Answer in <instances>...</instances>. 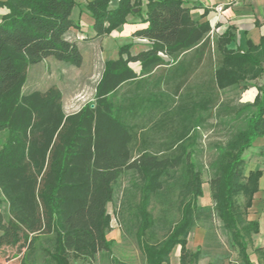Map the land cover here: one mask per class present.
<instances>
[{
	"label": "trees",
	"instance_id": "obj_1",
	"mask_svg": "<svg viewBox=\"0 0 264 264\" xmlns=\"http://www.w3.org/2000/svg\"><path fill=\"white\" fill-rule=\"evenodd\" d=\"M112 3L87 0L96 35H110L132 15L146 24L134 36L151 46L136 55L132 44L121 46L119 57L106 62L94 100L68 114L56 85L23 89L30 66L49 57L83 64L78 42L69 38L80 28L72 19L77 1L0 0L7 10L0 20V204L8 210L7 216L0 213V232L9 226L22 231L28 255L42 236H50L45 253L53 264H73L72 256L92 262L116 243L108 238V207L115 185L132 171L143 200L138 237L153 234L157 219L166 221L161 240H142L146 264H170L177 246L180 264H198L203 249L190 250L188 239L211 209L198 204L205 182L193 160L199 130L221 117V90L264 78V36L259 44L234 49V27L212 37L211 22L194 20L186 0ZM171 61L178 63L166 75L162 70L150 76ZM207 61H214L211 77L197 81L196 69ZM132 62L140 63V74ZM255 87L252 102L224 113L221 121L241 125L216 145L210 163L213 211L245 264H252L248 250L259 232L249 209L264 174V168L247 174L244 158L264 137V82ZM153 198L162 204L158 216L148 209Z\"/></svg>",
	"mask_w": 264,
	"mask_h": 264
},
{
	"label": "rangeland",
	"instance_id": "obj_2",
	"mask_svg": "<svg viewBox=\"0 0 264 264\" xmlns=\"http://www.w3.org/2000/svg\"><path fill=\"white\" fill-rule=\"evenodd\" d=\"M77 7L74 9L72 19L80 25L79 29H72L69 33L71 40L80 43L84 62L80 67L55 60L52 57L44 61L31 65L28 78L24 86V92L33 90H46L50 86L56 85L63 93L64 108L66 113H73L82 108L88 102L94 100L95 89L98 80L105 68L108 60L117 54V48L126 44H132L131 50L136 45L131 43V36L126 32V25L137 24L140 18L129 16L128 23L120 32L113 31L110 35H105L102 39L95 35L93 28L94 20L86 5L87 0H76ZM117 0H113L112 6ZM140 23V22H139ZM120 27V28H121ZM117 30V29H116ZM217 32H212V37ZM103 42V44H102ZM109 44V45H107ZM214 61H207L196 76L197 81L208 80L211 77ZM264 78L247 82V85L240 83L238 86H230L221 90L220 97L222 105L220 108L221 117L214 116L209 123L199 130L201 139L193 156L197 168L203 171L204 195L198 199V204L202 207H210L201 221L202 227L207 229L206 243L203 248L204 254L211 255L215 262L223 260L225 256L239 257L237 249L232 246V240L227 229L213 211V201L211 198L210 178L212 169L210 163L216 158V145L225 143L241 121L224 122V113L232 106L243 105L244 93H253L256 84H262ZM219 111V110H218ZM216 112V110H215ZM5 138V134L0 135V147ZM246 161V173L253 169L264 168V138L255 142L254 146L244 154ZM178 189L176 190V193ZM1 198V195H0ZM243 201V197L240 198ZM143 200L140 190L138 176L128 171L123 174L115 185V197L109 204L108 212L111 215L112 231L108 234L109 239H115L111 252L98 253L92 262L85 258L71 257L73 264H146L142 250V240H161L164 237V220L157 219L154 233L149 237L140 238L137 235L138 227L141 224L139 208ZM167 203H165V206ZM162 204L157 198H153L148 209L155 216L160 214ZM176 212V217L179 216ZM0 213L8 214L7 204H0ZM175 216L171 215V218ZM36 251L33 255H28V243L24 239L22 231L15 230L9 226L5 232H0V264H53L51 258L45 253L46 249L52 247L50 236H42L36 243ZM24 260V262H23ZM172 264V262H170Z\"/></svg>",
	"mask_w": 264,
	"mask_h": 264
},
{
	"label": "crops",
	"instance_id": "obj_3",
	"mask_svg": "<svg viewBox=\"0 0 264 264\" xmlns=\"http://www.w3.org/2000/svg\"><path fill=\"white\" fill-rule=\"evenodd\" d=\"M4 1V0H3ZM187 6L190 7L192 17L196 21L209 20L212 25V32L222 34L226 31L229 26L234 27L233 33L235 34V41L232 43V48L236 49L241 47L243 49L248 48V41L254 44H259L262 36H264V0H186ZM7 12L5 8L0 9V20L1 17ZM204 13H206L204 15ZM140 22V23H139ZM126 25L128 29L126 32L131 36V43H135L131 50L133 55H136L142 51L150 48V42L134 36V33L145 27L146 24L141 23ZM123 27H119L116 32H120ZM114 31V32H115ZM211 32V35H212ZM96 35V32H95ZM103 36H99L101 40ZM78 42V41H77ZM79 47L80 43L78 42ZM103 44V42H102ZM109 45V44H107ZM81 49V47H80ZM117 54L112 59L119 57V48H117ZM178 61H171L167 66L156 68L151 72L150 76H158L165 70V75L177 65ZM131 67L140 74L141 65L139 62L130 63ZM204 64L200 68L196 69V76L202 69ZM104 71V70H103ZM103 73V72H102ZM102 76V74H101ZM100 76V78H101ZM144 77V76H143ZM99 78V80H100ZM98 80V81H99ZM126 88H123L124 91ZM257 94L255 88L253 93H244L242 101L252 102ZM264 138V137H263ZM259 138L258 140H263ZM164 139H157V144L163 142ZM248 219L250 221H257L259 223V232L253 235V246L249 248L248 253L252 264H264V174L260 179L259 191L255 194L251 208L249 209ZM207 229L198 226L190 234L188 239V248L192 251H196L198 248L203 249L207 241ZM180 246L174 248L170 255V262L172 264H180ZM263 251L261 254L257 250ZM239 255V254H238ZM198 264H245L239 257L225 256L223 260L215 262L211 255L202 253V256Z\"/></svg>",
	"mask_w": 264,
	"mask_h": 264
}]
</instances>
